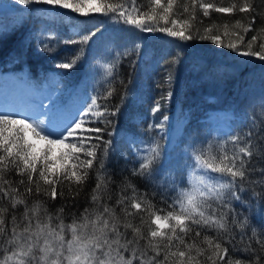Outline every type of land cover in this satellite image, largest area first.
<instances>
[{
    "label": "snow or ice",
    "instance_id": "6c2138e0",
    "mask_svg": "<svg viewBox=\"0 0 264 264\" xmlns=\"http://www.w3.org/2000/svg\"><path fill=\"white\" fill-rule=\"evenodd\" d=\"M15 2L85 17L99 14L136 32L163 33L179 41H210L242 57L264 61V11H258L255 0H232L227 6L223 0H148L147 10L140 0ZM200 12L209 19L212 12L243 17L232 23L213 22L201 30L195 23ZM249 33L255 34L246 39ZM95 35L90 31L66 43L87 45ZM137 40L131 44L139 49ZM44 50L50 49L45 45ZM83 51L80 48L73 59L65 58L57 67H76ZM115 66L105 65L109 77ZM172 79L169 72L165 80L169 89ZM115 94L116 88L110 87L71 119L50 120L47 125L18 113L0 112V264H264V222L252 226L232 208V201L243 202L241 193L249 188L256 196L259 187L264 199V121L247 132L230 134L228 140L203 142L191 153L186 148L185 167L194 179L186 187L176 186L173 180L174 195L166 187L154 192L165 207H157L151 196L139 193L127 177L119 198L110 204L115 181L106 161L114 149L113 142L101 134L112 136L111 118L121 111L128 93L120 96L121 103L114 108L100 101ZM171 95L169 90L161 100ZM133 98L138 99L135 93ZM161 107L157 100L151 112ZM168 119L165 115L160 123L149 124V130H163ZM128 142L146 145L133 153L138 163L133 176L154 181L165 171L163 148L157 140L129 136ZM93 173L89 207L71 213L70 223L65 222L64 204L55 212L49 210V201L57 198L71 201L69 206L76 204ZM128 190L130 196L125 194Z\"/></svg>",
    "mask_w": 264,
    "mask_h": 264
},
{
    "label": "trees",
    "instance_id": "16d2710c",
    "mask_svg": "<svg viewBox=\"0 0 264 264\" xmlns=\"http://www.w3.org/2000/svg\"><path fill=\"white\" fill-rule=\"evenodd\" d=\"M231 2L232 0H223L224 6ZM140 3L147 10L148 0H140ZM255 3L258 11H264V0H255ZM211 17L212 19H209L203 17L202 12L198 13V18L203 20V24L199 23L198 19L195 22L196 27L203 30L213 22L222 24L227 20L232 23L235 19L242 18L243 14L237 13L230 17L229 14L212 12ZM257 20L256 26L259 27V17ZM115 23L99 14L85 17L61 9L50 12L47 8V11L40 13L39 16L33 9L0 12V67L5 69L10 66L24 67L35 75L38 72L46 75L48 69L54 67L60 73V80L64 85L66 83L73 89L89 90L95 97H102L110 87H115L116 94L113 97L108 101H100L114 108L121 103L120 96L130 90L135 72H140V65H150L151 62L150 68L143 75L144 83L138 100H127L121 111L111 118L114 126L109 127L108 131L115 132L117 137L114 138V133L109 137L107 132L101 135L117 146L106 161L108 171L115 181L111 185L113 198L108 203L114 204L119 198L122 181L127 177L139 193L151 196L157 207L162 208L165 205L160 202V196L158 194L153 196V193H158L161 188L166 187L168 194L174 195L173 187L160 182L158 177L152 181L132 175V169L137 167L138 163L132 151L124 147L122 130L136 133L148 127L151 109L157 100L162 105L160 111L163 114L166 112L165 106L169 110L175 105L186 112L187 120L181 139H185L191 132L190 138L195 142L193 147L197 149L203 146V142L215 140L213 128L205 125L208 124L205 115L210 106L220 105L231 107L233 110V131L216 137L220 141L228 140L230 134L247 132L253 124L260 127L261 121H264V71L260 69L256 72L252 69L259 65L263 66L264 61L256 57H242L230 49L213 45L210 41H179L163 33H140L127 25ZM90 31L96 32V35L87 45L66 43L68 40H78L80 35ZM253 34L255 33H249L246 39H250ZM137 37L139 49L131 44ZM45 45L50 50H44ZM91 46L94 50L86 51ZM80 48L84 51L76 67L71 69L57 67L65 58L73 59ZM125 52L128 54L125 55ZM177 56L178 62H174ZM98 58L116 65L112 77L101 73L103 70L97 66ZM169 72L173 76L170 89L165 84ZM169 90L172 95L166 100H161ZM152 131L149 130L147 135ZM183 182L182 187L185 183ZM94 186L93 173L92 179L84 187L76 204L69 206L71 201L65 202L57 198L55 201H49V210L55 212L64 204L65 222L70 223L71 213H79L85 207H89V193ZM64 191L67 192V187ZM260 191L257 187L255 189L257 195L253 196V189L249 188L241 193L243 202L232 201L234 212L239 214L241 219L247 218L252 226L264 222V199L260 198ZM125 194L130 196L131 190ZM136 222L138 223V218Z\"/></svg>",
    "mask_w": 264,
    "mask_h": 264
},
{
    "label": "rangeland",
    "instance_id": "374dc122",
    "mask_svg": "<svg viewBox=\"0 0 264 264\" xmlns=\"http://www.w3.org/2000/svg\"><path fill=\"white\" fill-rule=\"evenodd\" d=\"M47 8L50 12L57 10L50 6L31 5L30 7H26L17 4L15 0H0V12L2 13L7 11L18 12L21 9H33L34 13L39 16L40 13L46 12ZM64 11L70 12L69 10ZM92 50H94L93 46L86 51L91 52ZM106 64H109L108 60L103 61L101 58L97 59V66L102 68V74H107V69L105 68ZM238 64L241 65V63ZM150 65L141 64L140 72H135L134 81L130 90L127 92V100H138L133 98V93H135L137 98L140 97V91L144 83L143 75L148 71ZM260 69L264 71V64L263 66L259 65L258 67H254L252 70L258 72ZM34 75L33 72H28L24 67L10 66L8 69L0 67V112L9 111L18 113L21 117L27 116L34 120H42L45 125H47L50 120L65 121L66 118L71 119L78 110H83V108L91 102V99L95 98V95L89 90H81L80 88L73 89L68 87L66 83L64 85V82L60 80V73L55 70L54 67L48 69L46 75L40 72ZM37 76L41 77L37 78ZM164 110H166L164 114L162 111L156 114L151 113L149 123L158 124L163 120V116L167 115L169 119L164 122L165 127L163 130L154 128L150 135H147L149 133L148 127H144L140 129V131H136V133L122 130L124 134V147L129 148L132 154L135 153L137 147H146V145L130 144L128 142L129 136H134L138 138V140H157L163 148L162 160L165 168L162 174L157 175L158 179L160 182L170 186H172L171 182L174 180L176 186L181 187V182L184 181L183 187H186L189 181L194 179V177L190 176L189 169L185 167L188 160L184 150L187 148L188 153H191L192 149L195 148L193 147L195 142H192L190 138L191 132L188 133L185 139H181L184 125L187 120L186 112L178 105L169 108V110H167L165 106ZM232 116L233 110L231 107L220 105L209 107L205 115L208 124L205 123V125L213 128V134L215 135L214 142L218 140L216 137L223 136L222 134H228L230 131H233ZM112 133L115 134L114 138H116L117 134L113 131ZM221 141H223V139H221ZM207 142L210 141L207 140ZM189 145H191V147H189ZM115 146L116 145L113 143V149L117 147ZM163 207L165 206H162V208Z\"/></svg>",
    "mask_w": 264,
    "mask_h": 264
}]
</instances>
